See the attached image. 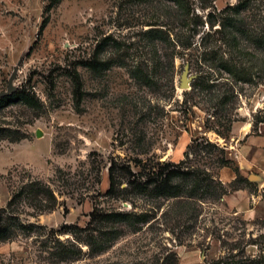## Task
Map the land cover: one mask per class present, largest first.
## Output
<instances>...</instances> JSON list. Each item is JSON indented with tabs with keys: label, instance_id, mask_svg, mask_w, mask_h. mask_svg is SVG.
I'll use <instances>...</instances> for the list:
<instances>
[{
	"label": "rangeland",
	"instance_id": "1",
	"mask_svg": "<svg viewBox=\"0 0 264 264\" xmlns=\"http://www.w3.org/2000/svg\"><path fill=\"white\" fill-rule=\"evenodd\" d=\"M51 1L0 0V92L38 100L0 106V264H264V0ZM167 163L212 186L130 184Z\"/></svg>",
	"mask_w": 264,
	"mask_h": 264
},
{
	"label": "trees",
	"instance_id": "2",
	"mask_svg": "<svg viewBox=\"0 0 264 264\" xmlns=\"http://www.w3.org/2000/svg\"><path fill=\"white\" fill-rule=\"evenodd\" d=\"M57 0H52L49 7H52L54 3ZM175 1H181V0H175ZM48 9V8H47ZM48 19H45L43 22V27L47 24ZM85 66H87L90 69L93 70H101V69H108L110 67V62L105 60H100L98 58H93L89 61H86L84 63ZM22 101L25 104L28 105H35L37 103L36 97L32 96V94L23 91V90H16L12 94L0 98V106L4 105L5 103H12V102H18ZM187 154V153H186ZM228 163V161H226ZM168 167H171L167 169V172H163V169H160L159 172L153 173L147 181L142 182L140 180H134L130 182V184L137 190L146 192L150 191L151 193H154L155 195H175L179 191L180 187L173 183L174 177H183V178H194V185L199 189L202 186L203 187H210L211 184L205 185V180L210 181L208 178L209 176L204 171H201L199 169H182L180 165H173L171 163L165 164ZM227 165V164H226ZM225 165V166H226ZM116 188V177L113 166L110 168V189L109 192L112 193L115 191ZM45 192L50 195L51 197H54V194L51 190L48 188H45ZM226 193L224 192L223 195ZM53 206H50L52 208ZM112 217H121V218H129V214H120V213H107L103 216L104 220H109ZM13 231L10 227L6 226L5 224H2L0 221V237H10L12 236ZM64 255V254H62ZM65 257V256H61Z\"/></svg>",
	"mask_w": 264,
	"mask_h": 264
},
{
	"label": "water",
	"instance_id": "3",
	"mask_svg": "<svg viewBox=\"0 0 264 264\" xmlns=\"http://www.w3.org/2000/svg\"><path fill=\"white\" fill-rule=\"evenodd\" d=\"M189 65H186L184 72L182 74L181 80H180V84L179 87L181 89H187L190 87V82L192 80V76H189ZM15 91V89L13 88L12 84H10V86L8 87V89L6 91L0 92V98L1 97H5L8 96L10 94H12ZM38 135H40V131L37 133Z\"/></svg>",
	"mask_w": 264,
	"mask_h": 264
}]
</instances>
